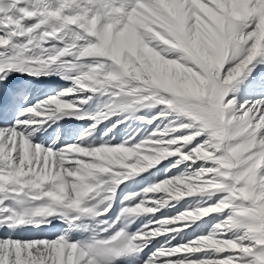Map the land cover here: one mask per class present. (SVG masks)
Returning a JSON list of instances; mask_svg holds the SVG:
<instances>
[{
	"label": "snow or ice",
	"instance_id": "1",
	"mask_svg": "<svg viewBox=\"0 0 264 264\" xmlns=\"http://www.w3.org/2000/svg\"><path fill=\"white\" fill-rule=\"evenodd\" d=\"M0 264H264V0H0Z\"/></svg>",
	"mask_w": 264,
	"mask_h": 264
},
{
	"label": "bare ground",
	"instance_id": "2",
	"mask_svg": "<svg viewBox=\"0 0 264 264\" xmlns=\"http://www.w3.org/2000/svg\"><path fill=\"white\" fill-rule=\"evenodd\" d=\"M50 81H54L55 83H63L62 81H59L58 78L53 77V78H48L47 80H45V82H44L45 85H48ZM77 122H78V124L75 126H82L80 128V131L82 132L83 127H87V124H85V122H83V121H77ZM78 137H79V133H77L75 136L64 135L62 138L65 140H68L69 142H74L75 139H78Z\"/></svg>",
	"mask_w": 264,
	"mask_h": 264
},
{
	"label": "rangeland",
	"instance_id": "3",
	"mask_svg": "<svg viewBox=\"0 0 264 264\" xmlns=\"http://www.w3.org/2000/svg\"><path fill=\"white\" fill-rule=\"evenodd\" d=\"M250 98H255V97H250ZM241 102H243V99H241ZM134 127H139V125H135ZM126 128H127V125H121L120 126V128L117 130L120 136H123L125 134L124 130ZM141 186H143V185H141Z\"/></svg>",
	"mask_w": 264,
	"mask_h": 264
}]
</instances>
